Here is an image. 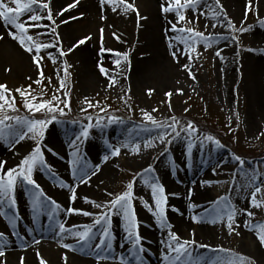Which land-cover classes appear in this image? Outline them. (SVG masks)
<instances>
[{"label": "rangeland", "instance_id": "374dc122", "mask_svg": "<svg viewBox=\"0 0 264 264\" xmlns=\"http://www.w3.org/2000/svg\"><path fill=\"white\" fill-rule=\"evenodd\" d=\"M153 1L134 0L139 15L145 18L138 20L136 12L130 10L125 13L119 6L113 11L112 4L106 3L102 6L100 0H50L49 7L55 24L44 19L39 22L43 27L29 30V34L39 42L57 44L55 48L41 50L39 55L43 59L40 61V69L33 61L35 53L32 52V56L28 57V51L11 35L18 45L14 41V45L11 44L5 37L7 42L0 40V85H6L10 90V95L6 93L9 100L15 98L16 111H9L8 114L19 116L22 120L50 121L43 128V136L38 138L47 167L38 165L32 173L39 189L22 184L18 180L11 196L13 197L17 188L22 195L30 199L28 201L39 192L43 193L41 198L46 202L56 200L55 188L61 186L59 179L62 182L77 179L78 174L73 175V160L78 159L83 165L88 166L86 158L91 159L94 154L103 156L109 153L112 158L111 164L107 166L109 170L102 181L90 191L89 200L96 204L107 203L116 194L126 191L127 185L131 182L135 216L139 213L146 218L155 219L151 188L145 181L157 182L159 168L165 167L169 169L171 175L170 179H166L164 190L167 193H177L184 187L194 189L196 206L205 208L200 214L195 215L201 217V221L204 219L213 226L216 225L220 235L213 246L209 247L197 240L193 233L201 221L193 222L189 230L184 232L185 234L175 231L167 224V228L163 230L159 228L158 231L157 239L165 248L158 251L159 254L162 255L167 251L164 242L168 239V232L171 231L181 240L195 241L189 251L193 257H199L204 262L225 257L226 252L223 250H230L234 257L244 256L253 264H264V245H261L257 239L258 228L264 225V204L259 208L252 207L249 203V191L242 187L248 183V176L245 175L248 173L249 176L254 174L255 183L264 189V130L259 131L260 123L252 125V120L258 122V115L256 116L258 109H255L256 96L262 86V77L260 79L258 73L262 66H258L264 64V0H253L251 10L247 7L248 0H242L241 6L224 0H219L218 5L216 0H201L196 8L182 10L185 21L179 22L175 12L166 13L162 34L166 32L175 35L177 46L182 51L177 55L178 59L166 58V62H158V58L154 56L146 63L143 60L148 54L147 44L153 43L152 37L157 35L153 32L157 27L154 23L155 17L151 13ZM4 2L9 3L10 0ZM128 2L132 3L133 0ZM159 3L161 7V4H166V0H160ZM73 4L74 7H69ZM209 5L219 13L215 19L212 17ZM10 6L14 5L10 4ZM63 9L67 11H63L61 15ZM39 14L46 15V10H42ZM225 17L235 25L236 31L226 26ZM21 19L26 20L27 17ZM172 24L177 28L194 29L205 36L211 35L215 38V42L207 47L203 43H197L193 51L181 42V39H187L189 34L172 31ZM213 24L217 26L213 28ZM4 27L9 28L10 32L15 31L0 19V33ZM241 27L248 30L240 32ZM52 28L58 33V42L52 34ZM101 29H103L102 34ZM157 30L160 33V28ZM113 33L116 35L114 36ZM117 36L119 39L116 38ZM82 39L85 43L78 44ZM102 45L103 48L112 51L101 52ZM61 50L65 55H60ZM88 52L98 57V63L94 60L90 61ZM217 52L220 53L219 56ZM116 53H127L128 59L124 60L121 57L120 65L116 66ZM185 53L190 54L192 59L189 60ZM50 56L54 59H50ZM185 64L188 68L184 67ZM100 65L108 71L107 76L99 71ZM65 66H68L67 77H64L62 71ZM170 69L178 73L177 77L170 73ZM41 70L43 77L39 74ZM142 70H148L154 78L143 83L146 76L144 74L139 76ZM57 74L59 77H64L63 89L60 88ZM113 77L116 81L114 84L111 83ZM37 80L40 83H36ZM16 89L24 90L30 95L21 96ZM166 93L172 95L169 97ZM53 95L58 96L61 101H67L68 107H65L64 103H59L63 114L59 111L48 113L47 110L36 112L25 107L26 98L30 103L35 104L52 100ZM32 97L36 99L33 100ZM88 102H91L93 107L89 108ZM56 103L57 101H53L54 105ZM5 110L7 111V107ZM260 110L264 112L262 107ZM144 112L150 113L155 120L165 123H171L170 118L175 117L179 122L177 131L186 127L189 122L194 127L205 130L204 126L207 123L216 130L215 134L219 133L222 137L218 139L214 134H206L202 130H197L189 137L181 131L179 137L173 138L174 134L168 137L170 143H161L157 137L165 130L156 128L145 120ZM110 118H114V122H110ZM98 122L99 126H97ZM11 123L16 125L15 121ZM89 124L92 125L88 129L89 135L77 141L76 138L80 136L82 129ZM16 126L27 131L23 124ZM256 127L257 129L254 130ZM131 131L135 133L142 131L144 137L142 139L136 137L132 141L125 140L124 137L129 136ZM167 131L170 132L171 129ZM112 134L114 136H111ZM208 135L218 140L222 147L218 148L214 143L207 141L205 137ZM31 136L32 134L29 133L15 144L0 140V155L5 154L6 170L17 167L31 154L36 146V140ZM73 141H76L79 147L78 153L72 146ZM147 142H151L152 146L145 147ZM137 145L139 151L135 150ZM231 145L239 156L235 155ZM116 149H119V154L113 155ZM61 155L67 156L68 162L59 160ZM236 157H240L245 164L241 166ZM149 167L152 168V172L145 173V169ZM220 197L230 198L228 202L237 209L233 224L235 231L231 233L227 228L226 219L212 222L213 210L218 207L216 201ZM258 200L264 201V191L258 195ZM4 201L10 202L7 197H4ZM85 206L88 207L87 212L95 215V220L101 209L91 203H86ZM219 207H224L223 202ZM11 209L14 207L8 208ZM242 210L250 211L253 215L249 217ZM167 212L168 203L166 216ZM110 214L118 215L119 220L125 224L122 214L115 210ZM0 217L6 218L3 215ZM22 218H25V214ZM14 221L18 222L17 217ZM91 223H93L91 225L93 241H97L102 229L96 228L94 221ZM141 229L140 232L145 231L144 228ZM53 231L59 232V228L56 227ZM76 231L82 230H72V232ZM66 236L70 240L72 253L77 254L81 249L85 250L77 243V239L68 233ZM6 238L10 241L4 238L5 248L15 245V250H24L29 243H33L25 240L17 241L16 238H9V235ZM91 250L93 248L88 246L86 252ZM4 251L5 256L0 257V264L5 262L21 264L19 255L8 256L6 253L9 250ZM27 254L22 255L27 258L26 263L23 264L31 262V254L36 261L39 260L35 253ZM40 254L44 260L47 259V252L42 251ZM82 254L87 255L85 252ZM50 255L56 258L60 256L56 251ZM141 256L142 264L149 262L159 264L147 248ZM182 259L186 264L187 257ZM127 260L129 264H137L133 254Z\"/></svg>", "mask_w": 264, "mask_h": 264}, {"label": "snow or ice", "instance_id": "6c2138e0", "mask_svg": "<svg viewBox=\"0 0 264 264\" xmlns=\"http://www.w3.org/2000/svg\"><path fill=\"white\" fill-rule=\"evenodd\" d=\"M50 0H10L9 3H5L4 0H0V19H2L3 23L5 25L10 26L11 28L15 29L14 32H10V35L14 40H17L19 44L25 48L26 51L32 53L34 52L35 55H33V61L36 64L37 68L40 69V61L43 59L39 54L42 49H48V48H55L57 44L55 43H41L38 40H36L32 35L29 34L30 28H39L43 27L39 22L41 20H48L51 21L52 24H55V20L52 16L51 9L49 7ZM101 5L104 4H112V10L116 11L117 6L121 7L122 10L127 13L128 11H134L136 12L137 18L139 19H145L144 17H141L139 15V10L135 8L134 0L132 3H129L128 0H100ZM201 3V0H166V4H161V10L165 13L169 12H175L177 21H185V16L182 13V10H186L188 8H196ZM14 5V6H10ZM216 4H219V0H216ZM253 4V0H248V9L251 10ZM75 5H69V7H74ZM210 10H212V17L215 19L219 13L212 9V5L208 6ZM42 10H46V15L39 14ZM63 11H67V9H63L61 11V15L63 14ZM203 14V13H202ZM26 16V20H22L21 18ZM103 19V17H101ZM226 20V26L229 29H232L233 31H236L235 25L232 24L230 20ZM217 25L213 24L212 27L215 28ZM172 31L178 32L181 34H189L187 39H181V42L185 44L187 48H191L193 51L195 50V45L197 43H203L206 47L210 46L213 42H215V38L211 35L205 36L201 32H197L194 29L191 28H177L175 24H172ZM247 28L241 27L239 29L240 32L247 31ZM101 34L103 33V29L100 30ZM52 34L55 35L56 40L58 42L59 36L58 33H56V29L52 28ZM115 36L116 34L113 33ZM119 39V37H116ZM233 39L235 37L233 36ZM191 41V43H189ZM85 43V40L78 41V44ZM108 51L111 52V49H105L103 48V45L101 46V52ZM188 55L189 60L192 59L191 55L188 53H185ZM60 55H65V53L61 50ZM117 59L115 60L116 66H119L121 63V57L124 60L128 59L127 53L121 54L116 53ZM174 59H178L176 51H173L172 53ZM217 55L219 56L220 53L217 52ZM50 59H54L53 57H49ZM67 67L65 66L62 71L64 73V77H67L68 71ZM185 68H188V65H184ZM99 71L101 74H104L105 76L108 75V71L102 66H99ZM40 76L43 77L42 70L40 71ZM60 80V88L63 89L65 87V81L64 77H59ZM115 78L113 77L111 79V83L114 84ZM36 83H40L39 80L36 81ZM49 83H51V79L49 78ZM17 92L20 93L21 96H27L30 95V93H27L24 90L16 89ZM152 90H149L151 92ZM181 91V90H178ZM6 93L10 95V90L7 89L6 85H0V140L7 141L10 144H15L19 142L20 140H23L26 135L29 133L32 134L31 138L36 140V146L34 147L31 154H29L27 157H25L15 168H9L6 172H3L0 174V197H7L11 201V204H15L14 198L11 196L13 193L15 186L17 184V181L19 180L22 184L31 185L36 189H39V185L36 184V182L33 179L32 173L33 170L39 165L40 167H47L46 162L43 157L42 149L39 142V137L43 136V128L46 127L47 123L50 121L44 120V119H38V120H29L20 118L19 116H13L9 115L8 112H15V98L12 97L11 100L8 99L6 96ZM167 96H171L172 93H166ZM33 100L36 99V97H32ZM53 101H57V103L54 105ZM59 103H64L65 107H68L67 101H61L60 98L56 95H53L52 100L48 101H42L40 103H30L27 98L25 99V107L29 110H34L36 112H40L41 110H47L48 113H53L56 111H59L61 114H63V110L59 108ZM5 107H7V111L5 110ZM88 107L91 108L93 105L91 102H88ZM153 111H156V109H153ZM144 119L149 121L154 127L164 129L165 131L161 132L159 136L157 137L161 143H170L168 140V137L173 136V138L179 137L181 134V131H183L187 136L191 137L194 133L197 132V129L194 127V125L189 122L186 127L181 128L180 131H177V125L178 121L175 117H171V123H165L164 121H157L154 119V117L148 113L144 112ZM89 119H91L89 117ZM15 121L16 125L23 124L26 126L27 131L25 132L23 128H19L16 125H13L11 122ZM110 122H114V118H110ZM97 126H99V122L97 123ZM92 125L89 124L86 127H84L81 131L80 136L76 138V140H80L81 137L86 138L89 135L88 129L91 128ZM168 129H171V131H167ZM205 139L209 142L214 143L218 148L222 147L220 142L218 140H214V138L211 135H208L205 137ZM72 146L75 149V152L78 153L79 147L76 144V141L72 142ZM151 142L145 143V147H151ZM189 147L191 148V143L189 144ZM136 151H139V145L135 148ZM113 155L119 154V149H116L113 153ZM105 161L108 159V156H105L103 158ZM236 159L239 161L240 165L243 166L245 164V161H243L240 157H236ZM73 166V175L76 176L79 174V179L82 183H87V179L89 178V173L85 171V165H83L80 160H73L72 161ZM4 167V162L0 161V170H2ZM50 170V169H49ZM152 172V168L149 167L148 169H145V173ZM93 175L95 173H92ZM246 176H248V183L245 185H242V187L249 191L250 200L249 203L252 207L259 208L264 204V201L258 200V195L264 191L260 185H257L255 183L256 177L254 174L250 175L248 173H245ZM143 178V176L141 177ZM145 183L149 184V187L151 188L152 192V198L154 201V211L153 215L160 226V228L163 230L167 228L166 223V205H167V196L165 195V190L162 185H160L158 182H151L145 181ZM133 183H129L127 185V190L124 191L121 194H116L113 199L108 201L107 203L103 204H96L94 201H90L87 197H85L86 203L93 204L96 208L101 209V212L99 215L95 218L94 224L100 225L102 222L107 225L109 221V214L115 210L118 213L122 214L123 219L126 224V232L128 234L127 238L131 241L132 249L135 250L133 252V256L137 262V264H142V256L141 254L144 253V248L141 244V237L138 232V222L133 210L132 205V199H133ZM43 195L42 192H39L37 194H34L32 205H33V211L39 214L42 210L48 209V215L49 218L52 217L53 213H55L59 208L60 205L56 203V201L51 200L46 202L45 200L41 199V196ZM112 195V194H109ZM75 191L73 190V195L71 199L75 200ZM230 198L228 197H220L218 201H216V204L218 207L213 210L214 213V219L212 220L213 223L220 221V220H227V228L229 232L235 231L233 224L235 223V217L237 215V209L232 206L228 201ZM223 202L224 207L221 208L219 205ZM4 203L3 199H0V205ZM194 205H189V208H194ZM68 213H80L81 210L68 208L66 210ZM244 214L251 217L253 215L252 212L247 210H242ZM213 213H210L212 215ZM83 215L89 216L91 213L89 212H82ZM0 215H6V213L0 212ZM15 219V216L13 217ZM193 222H200L201 217H198L197 215H193L192 217ZM251 227V226H250ZM59 233L63 234L67 232L70 236L77 239V243L80 244L81 248L85 244H87L89 241L93 239L92 234V227L91 226H84L82 231H76L72 232L71 229H68L65 227L64 224H59ZM238 234V233H237ZM109 237V228L104 227L102 231V236L100 238L99 243L95 245L96 249H112V244L110 239H106ZM63 238V237H62ZM257 239L261 245H264V225H260L257 231ZM39 243V241H37ZM167 248V253L164 256V259L167 261V264H185V261L182 259L184 257H187L186 264H253V262L244 257H234L233 254L230 252V250H223L226 252L225 257H217L214 260H210L207 262L202 261L199 257H193L191 252L189 251V248L191 245L195 243V241L191 240H181L179 236H177L175 233L169 231L168 232V239L164 242ZM65 248L71 249L72 246L68 244L62 245ZM6 242L4 241V234L0 233V257L5 256V249ZM37 257L39 258L40 264H46V261L40 256V253H36ZM99 255V252L97 253ZM66 261V258H65ZM6 264V262H5ZM21 264H23V257H21ZM121 264H124L123 259H121Z\"/></svg>", "mask_w": 264, "mask_h": 264}, {"label": "bare ground", "instance_id": "6f19581e", "mask_svg": "<svg viewBox=\"0 0 264 264\" xmlns=\"http://www.w3.org/2000/svg\"><path fill=\"white\" fill-rule=\"evenodd\" d=\"M160 0H154L151 6V13L155 17L154 23L157 25L155 30L153 31L156 36L152 37L153 43L147 44L148 54L145 55V59L143 60L146 63L147 60L158 58V62H166V58L172 60L173 58V51H176L177 55L181 53V49L177 46V39H175V35H169L165 32V34H162L163 26L165 25V17L166 13H164L161 10L160 7ZM225 2H229L231 4L235 3L240 4L242 0H224ZM91 8L89 7L88 10ZM160 28V33L159 29ZM73 29V28H72ZM74 30V29H73ZM2 33H0V40L6 41L5 38H8V40L11 42V44L14 45V40L10 36V30L7 27H4L1 30ZM158 32V33H157ZM167 34V35H166ZM5 37V38H4ZM155 38V39H154ZM14 41V42H13ZM3 44V43H2ZM5 44V43H4ZM15 44H17L15 42ZM1 45V44H0ZM18 45V44H17ZM20 51V49H18ZM22 53V52H21ZM88 56H90V61H95L98 63V57L92 53L88 52ZM156 54V55H154ZM28 57H31V53H27ZM95 58V59H93ZM97 58V60H96ZM259 63V62H257ZM253 65V64H252ZM262 66V68H259V77L261 79L262 77V86L259 90L260 93L256 96L257 102L255 109H258L257 121L252 120V125H256L257 123H260V129L259 131L264 130V112L260 110V107L264 109V64L259 65L258 67ZM162 75H164V72H161ZM170 73L173 76L178 75V73L175 70L170 69ZM144 74L145 83L146 81H149L150 78H152L153 74H150L148 70H142L139 76ZM143 77V76H142ZM154 78V77H153ZM260 110V111H259ZM263 116H261V115ZM257 127L254 129L256 130ZM114 134V133H113ZM111 136H114V135ZM125 136V135H124ZM138 137L139 139H142L144 135L142 134V131H139L137 133L131 131L129 136H125V140H131L133 138ZM179 150V149H177ZM108 156V155H105ZM103 156H100L98 154H94V156L90 158H86V162L88 166H85V171L89 173V178L87 179V183H82L79 179V174L77 175V179L75 181H72L71 179L67 180L66 182H62V180L59 179V182L61 181V186H58L55 188V193L57 195L56 203L60 205V208L53 213L52 217L49 219L48 215V209L42 210L38 215L35 212V215L33 219L36 220V223L38 224V221L43 220L42 217H44V223L41 224V226H38V231L35 229V232H31L30 228L27 226H21V230L24 231L23 239L26 242H33L29 243V246L24 250H15V245H10V248H5L4 250H9L6 255L14 257L15 255H19V257H22V255H28L27 253H37V252H47V259L46 264H121V259H123L124 264H129V261L127 260L130 255L133 254L135 250L132 249L131 241L127 238L128 234L125 230L126 226L124 222H121L118 218V215H112L109 214V221L108 224L105 225L103 222L100 225H96V228H101L103 231L104 227L109 228V237L106 239L111 240L112 249H98L97 251L93 250L90 252H86L88 246L90 244H97L100 241V238L102 236V233L99 235L100 238L97 239L96 242L89 241L87 244H85L83 247L85 250L81 249L80 253H72L71 249L65 248L62 245L68 244L70 245V240L68 236L64 235L67 234V232L60 234L59 232H55L53 230H56V227H58L59 224H64L66 228L71 230H83L84 226H91L94 221V214L91 213L89 216H85L82 214V212H87L88 207L85 206V197L89 199V193L91 190L95 188V186L102 181L106 173L108 172L107 166L108 164H111L112 158L108 156V159L105 161L103 159ZM6 160L5 154L0 155V161L4 162ZM59 160H62L64 162H68L67 156H59ZM5 164V163H4ZM71 170V168L69 169ZM7 170L5 167H3L2 170H0V174L3 172H6ZM92 173H95L94 175ZM171 172L169 169H166L165 167L159 168V175L156 177L157 182L164 186L166 182V179H170ZM44 186V185H43ZM60 187H64V189H60ZM73 190L75 191V200L71 199L73 195ZM16 193H14L13 198L15 200V204L12 205L11 201L4 203L0 205L1 209H7L12 206L14 207H20L23 208L30 204L32 207V202H28V197L24 196L19 192V190L16 188ZM182 192V193H181ZM181 192L177 193H167L165 191V194L167 196V203H168V212L166 216V223L169 224L175 231L185 234V231L189 230V227L193 224V215L200 214L205 208H198L196 206V195L194 189H189L188 187H184ZM0 199L4 200V197H0ZM194 205V208H189V205ZM3 207V208H2ZM68 208L78 209L81 210L80 213H68L66 210ZM28 216V214L26 213ZM39 219V220H38ZM47 219V221H46ZM49 219V220H48ZM136 219L138 221V232L141 239V244L146 250V248L151 252L153 256H155V261L159 264H166V260L164 259L165 254L167 251H164V253L161 255L158 253V251L165 249L164 244L160 242L157 239L158 231L160 226L158 225L156 219L146 218L145 216L136 213ZM38 220V221H37ZM46 221V222H45ZM46 228H49L48 230ZM144 228V232H140ZM9 229L13 231L16 230L15 227L12 226V223L6 222L4 218L0 217V233H6L7 235L9 233ZM37 232V233H36ZM48 233V234H46ZM195 237L197 240L202 242L205 246H213L214 241H217L220 230L217 228V226H213L211 222L202 220L200 224L195 228L193 231ZM46 234V235H45ZM17 235H15L16 237ZM63 237V238H62ZM4 238L6 239V236L4 234ZM45 238H52L53 240L49 241ZM39 241V243H37ZM146 247H145V246ZM43 248V249H42ZM46 250V251H45ZM48 250V251H47ZM58 252L60 256L58 258L53 257L54 252ZM82 252H85L87 255H83ZM99 252V255L97 253ZM41 255V254H40ZM44 259V257H42ZM66 258V261H65ZM26 259L23 257V263H26ZM30 260L28 264H40V261H36L33 254L30 255ZM19 261V259H18ZM21 262V260H20ZM151 264V262H149Z\"/></svg>", "mask_w": 264, "mask_h": 264}]
</instances>
